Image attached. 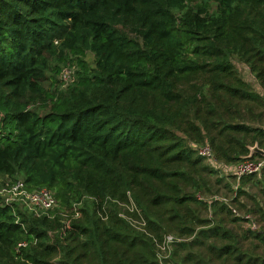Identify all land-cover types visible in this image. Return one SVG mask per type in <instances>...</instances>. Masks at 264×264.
Masks as SVG:
<instances>
[{"label":"trees","instance_id":"1","mask_svg":"<svg viewBox=\"0 0 264 264\" xmlns=\"http://www.w3.org/2000/svg\"><path fill=\"white\" fill-rule=\"evenodd\" d=\"M206 143L227 165L264 150V0H0V179L57 200H0V264H160L168 233L170 264H264L262 207L203 199L235 181Z\"/></svg>","mask_w":264,"mask_h":264},{"label":"built area","instance_id":"2","mask_svg":"<svg viewBox=\"0 0 264 264\" xmlns=\"http://www.w3.org/2000/svg\"><path fill=\"white\" fill-rule=\"evenodd\" d=\"M68 67V66H67ZM68 70V69H66ZM68 71L62 70V80L65 81L66 75ZM197 154L205 158L206 163L215 170H220L224 172L222 176L231 175L228 177H233L236 182H238L242 177L250 175V174H258L264 168V155H259L254 159L247 158L245 156L241 161L224 166L223 163L218 162L209 145L203 144L196 147ZM225 168V171H224ZM219 173V171H218ZM10 197L6 199V203L20 202L27 209L32 212L34 215H41L43 213H47L57 207V200L52 191L47 189L46 187H39L36 189H27L22 180H17L11 185L7 186L3 189ZM235 190V188L233 189ZM216 200L222 201L226 203L231 212L238 217H242L244 219H251L250 215H240L239 211H237L234 207L229 205L228 203L231 201V198L227 201L226 199L214 198ZM250 227L252 229L256 228L255 223L250 220ZM175 236L171 234H166L162 241L156 244L157 247V259L160 264H170V255L172 251L173 244L178 241Z\"/></svg>","mask_w":264,"mask_h":264},{"label":"rangeland","instance_id":"3","mask_svg":"<svg viewBox=\"0 0 264 264\" xmlns=\"http://www.w3.org/2000/svg\"><path fill=\"white\" fill-rule=\"evenodd\" d=\"M72 59L74 62H71L70 64L67 63L65 66L62 67V70L68 71V74L67 73L65 74L66 75L65 81L62 80V75H61L62 70L60 71L59 75L57 76V79L60 82L59 85H60L61 89H65L74 80L76 72L79 70V66L76 64V61H75L76 58L73 56ZM84 60H86V61L88 60L91 62L92 55L88 54V56ZM232 63L235 65V68L238 70L240 76L252 87V89L255 92L262 94L261 87L259 86V84L255 80V78L252 76V74L250 73L247 66H245V64L239 62L235 57L232 58ZM66 69H68V70H66ZM222 165L224 166L225 164L223 163ZM218 171H219V173L217 174L218 177L231 176V175L222 176L224 174V172L222 171L221 168ZM224 171H225V168H224ZM259 175H260V173L257 176V178H258L256 180L257 183L254 184L253 182H249L244 188L246 194L239 196L238 199L235 201L236 202L235 206L238 208L240 215H246L247 211L248 212L252 211L253 207H256V203L259 206H261L262 209L264 210V177L262 174L260 176ZM19 179H21V178H19ZM19 179H17V180H19ZM213 179H214V177L212 178V180ZM17 180L14 181L13 179H10L6 176L1 177V179H0V200L2 202L6 203V199H8V197H10L3 189L6 188L7 186L11 185L12 183L16 182ZM233 180H234V178H233ZM232 184H233V189L235 188V190H232L230 193L226 192V189L222 188V185H221L218 188H213L211 191V196L206 195L205 197H203V199L211 200L214 198H220V199H226L228 201L231 197L235 196L236 189L239 187V183L236 182V180L233 181ZM13 203H17L20 207L23 206L27 209V207L24 206L23 204H21L20 202H13ZM129 207L131 208L132 206H129ZM251 214L253 215V217L255 219H257V221H258L257 223L260 227L264 225V221L261 220V217L259 220V215L257 213H251ZM241 226H242V229L247 228L246 223H241ZM168 234H170V233H168Z\"/></svg>","mask_w":264,"mask_h":264},{"label":"water","instance_id":"4","mask_svg":"<svg viewBox=\"0 0 264 264\" xmlns=\"http://www.w3.org/2000/svg\"><path fill=\"white\" fill-rule=\"evenodd\" d=\"M254 154L264 155V150L259 148L257 144H254L253 146L249 147L247 158H251Z\"/></svg>","mask_w":264,"mask_h":264}]
</instances>
